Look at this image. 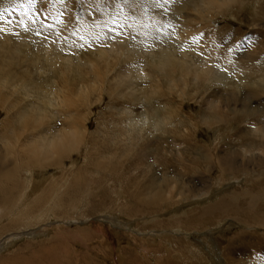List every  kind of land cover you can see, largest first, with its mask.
<instances>
[{"label": "rangeland", "instance_id": "rangeland-1", "mask_svg": "<svg viewBox=\"0 0 264 264\" xmlns=\"http://www.w3.org/2000/svg\"><path fill=\"white\" fill-rule=\"evenodd\" d=\"M105 1L107 2L106 10L114 5L123 10L126 9L130 15L124 21L118 19V11L115 12L118 15L111 16L105 11L101 0H0V25L1 27L5 26V28L0 27V44L8 39V42L13 41L12 43L19 45L21 37H28L27 45L20 47L22 55L18 54L20 51H17L20 57L19 61L22 62L21 59H23L24 62H27L25 66L29 67L35 79L32 84L28 83L25 89H20L16 95L21 99L19 107H23L24 111L34 109L36 105H30L34 102H42L39 107L36 106L41 113L45 110L52 115V112L58 111L60 105L58 102L61 100L55 103L54 93L63 88L65 82L66 85L69 83L70 87L67 85V88L75 92L71 99L78 101L77 95L81 84L87 83L89 77L86 75L91 74L88 66L83 65L84 60L89 59L92 63L94 58L92 50L96 48L107 51L108 45L101 43L98 35L103 33L106 36L105 39H110V45L119 42L126 35L131 37L126 47L130 48L131 45L134 47L133 55L136 58L124 61V65L131 71L128 79L136 85L133 95L134 102L131 100L133 103L131 107L133 111L135 109L134 114L128 117L125 115L130 104L127 105L123 100H121L122 106L119 105V102L110 110V98L103 95L101 97L103 100L99 103L100 100L96 99L95 92L90 95L92 99L90 106L92 107L84 110L79 108V111L86 114L87 132L94 136L93 140L97 146L100 147L101 144L106 147L110 143L114 149L111 154L116 157L121 149L126 147L128 149L130 140L138 139L134 146L136 150L129 149L130 156L125 162L126 167L124 170L120 169L116 177L114 173L109 174L98 168H87L85 156L88 150L80 144L77 147V150H80L79 153H70V157L62 158L57 166L39 168L34 165V161H30L29 155L27 157L19 152L21 149L27 151L29 148L25 144L27 138L24 135L14 142L0 140V164L3 165L0 169L1 172L12 179L15 175L11 169L12 163H22L25 167L17 172L14 183L9 179L10 185L14 184L15 186L12 193L15 207L13 205L7 207L1 201V218L3 216L7 218L17 207L24 211L18 217L22 223L14 227L13 232L10 231L0 236V242H8L0 250V264H4L3 262L5 264H14L15 262V264H264V223L263 220L259 221V219H264L263 213L259 217L258 214H255L254 218L258 217V220L253 218L254 220L251 221L252 219H247L250 213L245 212L250 201H255L259 206L262 205L259 208L264 211V166H262L264 150L249 154L244 152L241 145L244 141L241 135L250 134L255 138L264 137V122L259 120L257 123L256 119L249 118L246 123H242V121L231 125L225 124L224 128L220 127V131L216 126L205 130L204 125L200 122V116L203 113L207 119V116H212L213 112L210 110L219 108L222 113L230 115L231 112L233 116L235 114L240 116L243 112L246 113L245 107L255 111L256 114H261L264 120V0H233L218 13L217 11L208 13L205 8L207 0ZM109 1L111 5H108ZM217 1L225 2L227 0ZM44 11L58 13L61 21L50 24L43 16ZM156 15H159L160 22L150 25V19ZM66 16L78 24L76 33L71 40L61 36L64 26L62 17ZM20 17H23V22L20 21ZM142 19L144 20L142 29H145V32L143 36H140L131 27L133 23L136 26L142 24ZM193 19L219 33L218 44L219 50H221L219 54L224 60L229 58L232 61L231 69L228 72L226 65H222L218 78L205 84L201 81L200 85L190 76V73L186 77L187 80L181 77V64H178L176 72L170 77L165 73L160 76L158 72V62L164 58L167 49L176 61L181 60L183 50L186 53V62H192V65L201 63V59L190 49L194 46L198 47L199 42L185 44L175 37L176 33L180 32L181 28L179 27L182 22L185 20L190 26H193ZM96 22L103 32L90 31L96 27ZM105 22L107 23L104 24ZM48 41H51L52 44ZM46 44L49 45L48 49H51L48 54L46 49L41 48V45ZM93 44L97 46L95 47ZM188 45L190 46L188 47ZM150 46L153 47L154 54L150 53L153 54L152 56L149 53L144 54L143 51ZM4 48V46L0 48V54L4 53ZM140 54H144V58H141ZM49 57L52 58L49 61H55V67L51 68L46 65V59ZM62 58L70 59L68 62H64L61 61ZM139 62L141 64L148 62V66H144L142 69ZM240 62H243L245 66L246 71L243 73H239L237 69L238 65L236 64ZM97 65L103 70V65H100V62L97 61ZM67 67L70 72L66 70ZM138 69H142V73ZM19 70L25 71V68L21 67ZM65 70L67 72L63 77L65 76L67 79L61 77L64 83L59 82V85L57 79L60 77V73ZM67 74L68 77H66ZM144 74L146 77H140ZM246 74L251 75L252 78L247 77L245 82H240L238 79L243 80ZM165 76L172 81L171 86H168ZM156 82L159 84L158 94L162 93L159 96L168 97V100L166 98L156 100L155 97L149 95L152 84L154 85ZM19 88H21L20 84L16 90ZM53 88L55 89L52 94ZM247 90H250L251 95L245 98L242 96V91ZM257 90L261 91L260 97L250 99ZM218 93L221 96H218ZM65 97L67 98L66 95ZM168 103H172V106ZM123 106H127L126 109L121 108ZM176 108H178L177 113L181 111L182 114H179L182 116L169 118L170 114L168 113L176 111ZM29 113L21 117L29 120H27L28 125L34 122L33 115L30 113L29 116ZM4 116L0 111V124ZM165 118L168 122L165 121ZM182 118L183 120H181ZM51 119V125L53 122L56 125L61 121L55 114L51 116ZM18 121L15 120L16 123ZM214 124L216 123L214 122ZM231 126H234L235 131L242 130L243 134L241 132L236 134L235 131L230 132ZM52 127L54 132L56 128ZM142 140H144L143 143H141ZM1 141L5 147L1 146ZM248 141L249 138L245 142L248 143ZM189 142L198 144L202 149L194 150L188 157L196 160L205 159L206 163H203V169L198 168L194 175L189 176L181 172L176 177L173 169L161 171L154 160L146 159L154 151L156 158L183 160L185 164H189L187 155L180 158V153L185 150ZM29 151L33 152L32 148ZM231 152H235L233 155L234 158L236 157L237 161H235L239 164L242 163L245 170L244 172L234 170L235 173L232 176L226 173L222 180H217L218 177L221 179L218 174L221 171L217 169L218 158L216 159V157L220 158L224 153ZM231 155L232 153L227 157ZM99 159L103 160L104 158L101 156ZM171 167L175 166L171 165ZM153 169L158 173L157 181L161 184L164 183V175L171 180L176 177L181 186H188L189 179H197L204 175L211 189L216 191V187L221 191L206 200H200L198 197L200 192L196 196L197 191H193L194 194L188 193L187 198L179 196L166 203H156L149 208L148 213H145L143 203L140 200H135L131 195L137 188L136 182L142 177L145 178L147 171ZM246 170H251V172H245ZM142 171L144 172L139 174ZM79 172L82 185L77 187L73 182L74 175ZM256 179L259 181H255ZM231 181L235 183L231 187H226ZM27 184L33 186L35 190L28 189ZM29 191L32 193L28 197H24V194ZM221 196L225 200L233 201L232 209L236 210L235 214L243 209L244 213H247V220L242 215L236 214L233 215L236 220L230 218L217 223L211 221L200 228H192L191 231L188 229H184V231L179 229V231L172 225L177 218L180 223H183L185 219L194 218L206 207L215 205L222 198ZM84 199L85 206H87L82 212H79L78 207L81 200ZM235 200L238 201L236 204ZM240 219L241 222H238L237 220L240 221ZM231 220L233 222H230ZM5 222L6 220L3 219L2 224L5 225ZM153 237L157 239L154 240ZM172 243L173 245H171Z\"/></svg>", "mask_w": 264, "mask_h": 264}, {"label": "bare ground", "instance_id": "bare-ground-1", "mask_svg": "<svg viewBox=\"0 0 264 264\" xmlns=\"http://www.w3.org/2000/svg\"><path fill=\"white\" fill-rule=\"evenodd\" d=\"M101 2H102V5H104L105 11L108 14H111V16H115L116 14L118 15V13H119L118 19H120V20L122 19L124 21L125 18L130 15V13H128V11H126V9L123 10L120 7H117L114 5H112L108 10H106L107 2L105 0H101ZM232 2H233V0H227L225 2H219L217 0H207L206 4H205V8L207 9L208 13H212L214 11H217V13H218L223 8H225L228 4H230ZM26 3H24V4H26ZM108 5H111L110 1H109ZM116 11H118V13H115ZM21 12H23V11H21ZM43 14H44L43 16L47 18V22H49L50 24H52L54 22L61 21L58 13L50 12V11H44ZM63 18H64V21H63ZM27 19H29V18H27ZM185 20H186V18H185ZM185 20H184V22H182V25L179 27V28H181L180 32L179 33L177 32L175 37L176 38L178 37V40H180L182 43H185V44H190L194 41H198L199 46L198 47L194 46L190 49H191V52L193 54L196 53V55L201 59V63L198 65H192V62L191 63L186 62V53L183 52V50L181 52L182 53L181 60L176 61L174 58H172V55H170L171 52L169 53V50L167 49V50H165L166 52H165L164 58L158 62L159 63L158 72L160 74L157 73L156 71L155 72L157 74H159L160 76L165 73V74H167V76L170 77V76H172V74L174 75V73L176 72L178 64H181L180 66L182 67V69H181V72L180 71L179 72H180V75L183 79H186V77H188L191 74L190 76H192V78L194 80L198 81L199 85L201 84V81L204 82V84L210 83V82H212L213 79L218 78V76L220 74L219 73L220 72V66L226 65V70L228 72L231 69L230 65H231L232 61H230V59L227 58L226 56H225V58H227V59L224 60V58H222L221 55L219 54V52L221 50H219V44H218L219 33L217 31L210 29L205 24L201 25L200 23H197L198 20H195V19L192 20V23L194 24L193 26H190L187 22H185ZM20 21L21 22L24 21L23 17H20ZM62 21H63V25L65 27L63 26V28H62L63 30L61 31V33H62L61 36H63V38H70V40H71L74 37V34L76 33L75 31L78 27V24L76 22L72 21V19L69 16L62 17ZM143 22H144V20L142 19V21H141L142 24H140L139 26H136L133 23V25L131 27V28H134L137 35L143 36V33L145 32V29H142ZM159 22H160L159 15L153 16L152 19H150V25L151 24L154 25L155 23H159ZM106 23L107 22H105L104 24H106ZM130 25H131V23H130ZM0 27H1V25H0ZM1 28H5V26H2ZM92 30H97V31L103 32V30H101V28L99 29V24L97 22H96V27L90 29V31H92ZM103 36H104L103 33H100L98 35L99 39H101V43L108 45L107 51H105L104 49H97L96 48V49L92 50V52L94 53V58L92 60V63H90L89 59H85L83 62V65H85L86 67L88 66L89 70H91L90 71L91 74L86 75L87 77H89L87 83H84L83 85L81 84V88L79 89V92L77 95L78 101L71 99V96H73L74 95L73 93H75V92L73 90H70V88H67V85L69 83H67V85H66V82H65L66 86L64 85L63 88H60V90H58L56 93H54L55 94V96L53 95L55 97L54 102L56 103V101L58 102V100H61V102H58L60 104V105L58 104L59 110L56 112L54 111V113L52 112V115L55 114L56 117H59L61 119L60 123H58L56 125L54 122L52 125L50 124L51 123L50 120H52L51 119L52 115L50 114V112L42 109L43 113H41L40 109H38V107L41 105L42 102H40V103L34 102V104H30V105H34V106L36 105L38 107L35 106L34 109H30V110H26V111H24L23 107H19V105H20L19 100H21V99H19L16 96L18 94V91L22 88L25 89L26 86L28 85V83L32 84L33 81L35 80L34 76L32 75L31 70L29 69V67L25 66V64L27 62L26 61L24 62L23 59H21L22 62H20L19 61L20 57L18 55V54L22 55V51L20 50V47L27 45L26 41H27L28 37L27 38L21 37V39H20L21 44H19V45L18 44L15 45L14 43H12L13 41L8 42V39H7V41L1 42L0 48L2 46H4L5 48L3 49L4 53L0 54V111L5 116H4V118L0 124V126H1V128H0V135H1L0 140H11L12 142H14V141H18V139L22 135H24V137L27 138V140L25 141V144L28 145L29 148L27 151L21 149L19 152H21L23 155H25L27 157L29 155L31 158L30 161H34L35 166H38L39 168L40 167L44 168L45 166H51V165L57 166L61 162V159L64 157L67 158V156H69L70 153H73V152L79 153L80 150H77V147L82 145V147L84 146L88 150L87 154L85 156L87 168L88 167L98 168L99 170L106 172V173H109V174L114 173V176L116 177L119 174V170L120 169L124 170L126 167L125 162L128 160V158L130 156L129 149L136 150L134 148V146L136 145V143H137L136 141L138 139L136 141L130 140L129 145H128V149H127V147L125 149H121L120 153L117 157L115 155L111 154L114 149L110 143H108L109 145L107 144L106 147L103 145L101 146V144H100V147H98L96 142L93 140L94 136L91 133L87 132V124L86 123L88 122V119H87L86 114H84L83 112L81 113L79 111L80 109L84 110V109H87V108L89 109L90 107H92V106H90V100H92L90 98L91 97L90 95H92L94 92L97 95L96 99L100 100L99 103L102 102L103 99L101 97L103 95H107L108 98H110V102H111L110 110H111V108L113 109L114 106H116V103L120 102L119 105L121 104L120 106H122L121 100H123L124 102L127 103V105L130 104L128 107L126 106L127 108H129L128 112L125 113V115L127 117L129 115L134 114V111H135V109L133 111V108L131 107V105H133L131 100H133V102H134L133 95L135 94V91H136V85H134V82H132L128 79V76L131 74V71H129V69L124 65L125 64L124 61L134 60L136 58L133 55L134 47L132 45L130 46V48L126 47V45L129 44V39L131 37L126 35V37H122V39H120L119 42H116V43L110 45L109 44L110 39L109 40L105 39L106 36H104V38H103ZM55 37H57V36H55ZM96 39L99 40L98 38H96ZM51 41H48V42H50L52 44L53 41L52 42ZM136 42H137V40H136ZM148 43H150V42H148ZM147 46H148V44H147ZM189 46L190 45H188V47ZM144 47H146V46H144ZM144 47H142V48H144ZM14 48L16 51L14 50ZM41 48L46 49L47 54L51 51V49H48L49 45H47V44L41 45ZM91 48H92V46H91ZM152 48L153 47H151V46L145 48L143 50L144 54L153 53ZM17 51H20V52L18 53ZM93 53H91V54H93ZM144 54H142V55L140 54L141 58H144V56H145ZM152 55L150 54V56H152ZM241 55H243V54H241ZM240 57H242V56H240ZM204 58H205V60H204ZM51 59H52L51 57L46 59V65L52 68V67H55L54 66L55 61H53V60L49 61ZM69 59L70 58H66V59L62 58L61 61L68 62ZM97 61L100 62V65H103V70H101L100 66L97 65ZM139 63H140L139 66L142 69L144 68V66H148V62L146 64L145 63L141 64V62H139ZM194 64H196V63H194ZM127 65H128V63H127ZM236 65H238L237 69H238L239 73H241V72L243 73L246 71L244 68L245 66H244L243 62H240L239 64H236ZM139 66H137V67L139 68ZM21 67L23 69L25 68V71L19 70V68H21ZM142 69H138V70H140V72L142 73ZM66 70H68V67ZM66 70L64 72H62L64 74L60 73V77L57 79V84H59V82H63L62 78L67 79V78H65V76L63 77V75H66L65 74V72H67ZM69 74H71V73H69ZM232 74H233V72H232ZM233 75L235 76V74H233ZM167 76H165V78H166V81L168 83V86H171L172 81L169 80ZM66 77H68V74ZM140 77L144 78V77H146V74H144L143 76H140ZM247 77L252 78L251 75L246 74V76H244L243 80L241 78H239L238 80L240 82H245ZM261 77L263 79V76H261ZM162 80H164V79L162 78ZM67 82H68V80H67ZM157 82L154 85L152 84L151 90H150L151 94H149V95H152L153 97H155L156 100L162 99V98H163V100H164V98L167 99L168 97H165L163 95L159 96V94H162V93L158 94L159 84ZM19 84L21 85V88L16 90ZM59 85H57V86H59ZM73 85H76V84H73ZM79 86H78V88H79ZM54 89L55 88H53L51 93L54 91ZM242 92H243L242 96L245 98H247L248 96L251 95L250 90L249 91L248 90L242 91ZM263 92H264V88H263ZM44 93H46V92H44ZM52 94H51V96H52ZM65 95L67 96V98L65 97ZM154 95H157V96H154ZM217 95L221 96L220 93H218ZM260 95H261V91L257 90L251 96L250 99L258 98V97H260ZM250 99H248V100H250ZM49 101H51V100L49 99ZM169 102H170V100H169ZM168 104H170V103H168ZM43 105H44V102H43ZM49 106H51V105H49ZM170 106H172V103L170 104ZM126 107L123 106L121 108L126 109ZM35 108H37L38 110L36 111ZM179 108L181 109V107H179ZM169 110H170V108H169ZM175 110L176 111H174V112L169 111L170 112V113H168V114H170L169 118H178L180 116L179 113H181V111L179 110L180 112L177 113L178 108H176ZM166 111H168V110H166ZM210 111L213 112V114H212V116L211 115L207 116L208 119L206 118V115L204 113L202 116H200L201 117L200 122H202V124L204 125L205 130H210V129L214 128L215 126L219 130L220 127L224 128L225 124L231 125V124H234L235 122H242L247 118L256 119L257 123H259V120L261 122H264L263 118L261 117V114H256L255 111H251L250 108H248V107L247 108L245 107L246 113L243 112V114H241L240 116H237V114H236L235 117H232L231 114L228 115V114L220 112L219 108H217L216 110L213 109ZM28 112H30L34 118L33 124L30 122L31 123L30 125H28V123H29L28 119H26V118L22 119L21 118L24 115H26V113H28ZM30 113H29V116H30ZM145 114H146V112H145ZM146 115H148V114H146ZM256 116L258 118H255ZM183 118L181 120H183ZM15 120L18 121L19 123L18 122L16 123ZM161 121H163V120H161ZM165 121H167V119ZM188 121H189V119H188ZM106 122H107V120L105 121V123ZM214 122L216 124H214ZM181 123H182V121H181ZM253 124L256 125L255 123H253ZM257 125H261V124H257ZM52 126H54L56 128L54 132L52 130V128H53ZM246 126H248V125H246ZM44 132H49V133L45 134ZM235 132H236V134H238L240 132L243 134V131L242 130L239 131V129H238V131H235ZM245 132H247V131H245ZM39 133H44V134H39ZM49 137H51V138H49ZM137 137H138V135H137ZM241 138L244 140L242 142L243 144H241L244 152H248L249 154H252V153L254 154L255 152L259 153V152L264 150V137L255 138V137L251 136L250 134H247V135L245 134V135H241ZM248 138H249V141L247 143L245 141L248 140ZM144 140H146V139H144ZM144 140H142L141 143H143ZM148 141L150 142V138ZM158 141H159V139H158ZM101 143H104V142L101 141ZM6 144H8V143H6ZM3 145L5 147V144L3 143V141H1V146H3ZM16 145H17V143H16ZM104 145H105V143H104ZM13 147H14V145H13ZM30 148H32L33 152L29 151ZM197 149L201 150L202 147L198 146V144H196V143L189 142L186 145L185 150H183L180 153L181 154L180 158L182 159V157L185 155H187V157H188V155H190L191 152H193L194 150H197ZM231 153H232V155L230 156L231 158L227 157ZM231 153H226V154L224 153V155H221L220 158L216 157V159L218 158V160L216 162L217 166H218L217 169L219 171H221L218 173L219 176L221 177V179L218 177L217 180L218 179L222 180L226 173H229L230 176H232V174L235 173L234 170L244 172L245 167L243 165H241L242 163L241 164L237 163L236 157L235 158L233 157V155H235V152H231ZM101 156L104 158L103 160L99 159V158H101ZM146 159L154 160L156 162L157 167L159 168V170L161 169V171H164L167 169H169V170L173 169L172 171L176 173V177L181 172H183V174L185 173V175H189V176L194 175L196 173V170H198V168H202V167H204V164H206L205 159H200V158L198 160H196L194 158H189V160H188L189 164H185V162L183 160H178V161H175L173 159L172 160L171 159H164L163 160L161 158H156L154 155V151L152 153H150ZM214 160H215V158H214ZM180 161H183V162L180 163ZM12 165L13 166L11 169H13L12 170L13 174H15L12 177V179L9 178V176L6 173H5L6 175H4L3 172H1V170H0V207H1V201L4 202V204H6L7 207H11L14 204L13 199H12V193L15 190V186H14V184L10 185L9 179H11V181H13V183H14V181L16 179L17 172L20 171V169H22L24 167V165L22 163H18V164L12 163ZM171 165H174L175 167L172 168ZM2 166L3 165L0 164V169ZM262 166H264V164H262ZM8 167H10V166H8ZM30 170H32V169H30ZM30 170H28V171H30ZM249 171L251 172V170H246L245 172H249ZM143 172L144 171H142L139 174H142ZM149 172L147 171V175L145 176V178L142 177L141 180L136 182L137 188L135 189L134 193L131 195V196H133V198L135 200H138V201L140 200L143 203L142 206L144 207L145 213H148L149 208L152 207V205H155L156 203H166L167 201L174 200L175 199L174 197H179V196L181 198H187L188 193L194 194L193 191H197V193H195L196 196L200 192L198 195L200 200L201 199L202 200L210 199L212 197V195L219 193L221 191V189L216 188V187H215V189H217L216 191L211 189V187L208 185V182L205 180L206 177L204 175L199 176L197 179H193V178L189 179L190 184L188 186H184V185L181 186L180 182L176 179V177L173 180H171L167 176L164 175V178H163L164 183L161 184V183H159V181H157L158 173L155 171V169H153ZM239 173H242V172H239ZM79 175H80V172L74 175L73 184H75L77 187H80L82 185L80 183L81 179H80ZM70 176H72V175L70 174ZM255 181L258 182L259 179H256ZM263 182H264V180H263ZM131 183H129V184H131ZM234 183L235 182L231 181V182H229V184L226 187H231ZM27 186H28V184H27ZM28 187H29L28 189L33 188V186H31V185H29ZM33 190H35V188H33ZM30 193H32V192L31 191H29V193L26 192L24 194L25 195L24 197H28ZM217 195H220V194H217ZM81 201L82 202L80 203V206L78 207L79 212L80 211L82 212V210L87 206V205L85 206V199L81 200ZM236 201L237 200L234 201L235 204L238 202V201L237 202ZM250 202L251 203L250 204L248 203V206L246 207V210H245V212L250 213V216H248L247 219L250 218V220L252 219L251 221H253L254 219L258 220V217L261 215V213H263V217H264V211H262L261 208H259L262 205L261 206L257 205L255 201H250ZM263 203H264V201H263ZM232 204L234 205L233 201L225 200L222 197L216 202L215 205L213 204L212 206L206 207L203 211H201L199 213V215H196L194 218L185 219V221L183 223H180V221L177 218L175 221H173L172 225L174 226L175 229H178V230L182 229V231H184V229H188L189 231H191L192 228H200L202 225L208 224L211 221L214 223H217L219 221L228 220L230 218L235 219V217H233V215L235 216L236 214L242 215L246 219L247 213H244L243 209H240L242 207L239 205L240 211L238 213H240V214H238V213L235 214L236 210L234 211L232 209ZM163 205H165V204H163ZM236 206H235V208H236ZM13 207H15V205H13ZM23 211H24L23 209L17 207L15 210L12 211V213L9 214V216L7 218H4V216L2 218L0 217V236L4 233L12 231L14 227H16L20 223H22L18 217H20L21 214H23ZM255 211H256V213H253ZM1 213H2V211L0 212V214ZM161 213H162V211H161ZM255 214H258L257 218H254ZM153 218H155V217H153ZM3 219L6 220L5 225L2 224ZM237 219H239V218H237ZM157 220L160 221L159 219H157ZM260 220H263L262 222L264 223L263 218L259 219V221ZM237 221L241 222V219H240V221L239 220H237ZM230 222H233V220H231ZM22 225H20V226H22ZM171 230H172V228H171ZM237 237H238V235H237ZM153 239L156 240L157 238L153 237ZM235 239L237 240V238H235ZM167 240H169V239H167ZM5 244H8V242L7 243L0 242V250L4 248ZM171 245H173V243ZM229 245H231V244H229ZM175 246H177V245H175ZM233 246H234V243H233ZM164 250L167 251V249H164ZM169 250H171V249H169ZM172 252H174V251H172ZM20 257H21V255H20ZM180 260H181V257H180ZM3 263L5 264V262H3Z\"/></svg>", "mask_w": 264, "mask_h": 264}, {"label": "crops", "instance_id": "crops-1", "mask_svg": "<svg viewBox=\"0 0 264 264\" xmlns=\"http://www.w3.org/2000/svg\"><path fill=\"white\" fill-rule=\"evenodd\" d=\"M230 114H231V112H230ZM231 116H232V117H235L236 114H235V116H233V115H231ZM248 119H249V118L245 119L242 123H246ZM231 127H232V128H230V129H231L230 132H231V131H234V126H231Z\"/></svg>", "mask_w": 264, "mask_h": 264}]
</instances>
